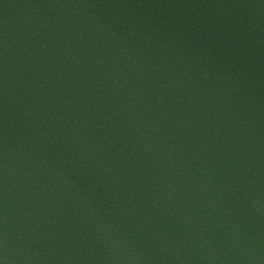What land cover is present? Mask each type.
I'll list each match as a JSON object with an SVG mask.
<instances>
[{"label": "water", "instance_id": "water-1", "mask_svg": "<svg viewBox=\"0 0 264 264\" xmlns=\"http://www.w3.org/2000/svg\"><path fill=\"white\" fill-rule=\"evenodd\" d=\"M0 264H264V0H0Z\"/></svg>", "mask_w": 264, "mask_h": 264}]
</instances>
